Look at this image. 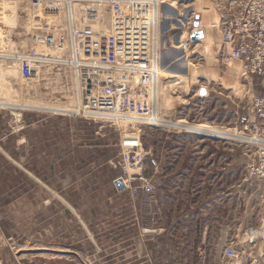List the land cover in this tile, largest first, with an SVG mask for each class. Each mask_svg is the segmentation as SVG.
Listing matches in <instances>:
<instances>
[{"label":"rangeland","instance_id":"374dc122","mask_svg":"<svg viewBox=\"0 0 264 264\" xmlns=\"http://www.w3.org/2000/svg\"><path fill=\"white\" fill-rule=\"evenodd\" d=\"M160 1L153 29L144 0L119 13L115 0H0V264H222L227 246L229 264H264L244 236L264 228L254 147L150 119L238 135L261 80L217 53L215 81L202 74L189 33L211 9L220 49L216 0ZM231 61L243 72L229 85Z\"/></svg>","mask_w":264,"mask_h":264},{"label":"built area","instance_id":"2783aa9c","mask_svg":"<svg viewBox=\"0 0 264 264\" xmlns=\"http://www.w3.org/2000/svg\"><path fill=\"white\" fill-rule=\"evenodd\" d=\"M115 1L113 10L119 13L123 2L143 0ZM144 1L152 4L156 2ZM216 4L220 12L218 24L222 39L220 54L229 60L242 62L247 74L261 80L263 91L255 94L245 106V110L236 115V124L240 130L238 134L240 139H245L246 143L254 147L246 172L249 176L264 180V0H216ZM154 70L153 64L150 73L154 74ZM138 140V136L131 135L125 137L122 144L134 148L138 146ZM120 180L125 187V180ZM142 181L146 182L145 179ZM244 236L249 242L258 240L264 246V228L248 227ZM223 255L227 260L222 264H229L236 256V251L232 246H227Z\"/></svg>","mask_w":264,"mask_h":264},{"label":"bare ground","instance_id":"6f19581e","mask_svg":"<svg viewBox=\"0 0 264 264\" xmlns=\"http://www.w3.org/2000/svg\"><path fill=\"white\" fill-rule=\"evenodd\" d=\"M152 2V1H151ZM196 3H197V8H201L199 5H198V0H196ZM160 4L161 6L164 4V1H160L159 0H156L155 3H153V8H154V14H153V29L156 28V22H155V18H156V11L157 9L160 7ZM158 6V8H157ZM203 14H202V17L200 15V18H199V25L197 28H195V30H202L203 31V37L201 38V42L203 43V46H204V50L206 52V54L208 55V60H207V65L209 68H213L214 66V57L211 56L213 55L214 53L216 54L219 50V43H218V39H219V35L217 34V31H216V22H217V16L215 14L214 11H212L211 9H203ZM206 24V25H205ZM203 25V26H202ZM205 25V26H204ZM208 28L210 29H213L215 30V42L213 41V39L211 38V34H209L208 32ZM212 33V32H211ZM175 48H173V50H168V55L169 54H173V58H177V55L179 56L181 49L183 48V44L178 42L177 44H175ZM181 55V54H180ZM184 59V57L182 58V60ZM154 67H155V70H154V74L152 77L153 81H155V78L158 79L160 76H162L160 74V70L158 69V64H157V59L154 58ZM187 65V64H186ZM216 65V64H215ZM178 66H181V65H178ZM184 65H182L183 67ZM147 71V70H146ZM149 72V70L147 71ZM216 72V71H215ZM226 74L227 75V78L229 80H231L232 82L230 84H235L237 78L240 76V74L243 72V69L240 65V63L238 62H229L227 67H226ZM146 73V72H145ZM152 73V72H151ZM150 73V74H151ZM162 73V72H161ZM181 79V78H180ZM183 82V81H182ZM185 83V81H184ZM184 86V85H183ZM0 104H3L0 102ZM29 105H27L26 107H28ZM36 107V106H35ZM38 107V106H37ZM40 107V106H39ZM46 108V107H45ZM44 109V108H43ZM48 109V107H47ZM50 110V109H49ZM103 115V114H102ZM152 118H150L151 120L155 121L156 123H160V124H164V125H171L172 127L175 126V127H180L181 129L182 128H185V129H189V131H194V132H201V133H206V134H211V135H214V136H219V137H222V138H233V137H239L237 134L235 135L234 133H229V132H226V131H221V130H217V129H211V128H208V127H200V126H193V125H188V124H182L180 122H171V121H167V120H164V119H159L157 116H156V112L154 111L153 112V115H151ZM134 118H140L139 117H135ZM148 119V118H147ZM134 120V119H133ZM140 120V119H139ZM143 120V119H142ZM151 124V123H150ZM125 184H126V181H124Z\"/></svg>","mask_w":264,"mask_h":264},{"label":"crops","instance_id":"0c3cea01","mask_svg":"<svg viewBox=\"0 0 264 264\" xmlns=\"http://www.w3.org/2000/svg\"><path fill=\"white\" fill-rule=\"evenodd\" d=\"M196 15H198V14H196ZM200 16V15H199ZM208 30V32H209V34H211L210 36H211V38L213 39V41L215 42V30H213V29H210V28H208L207 29ZM192 31V30H191ZM212 32V33H211ZM203 45V44H202ZM217 54H219V57H221V60H225V59H223L224 58V55H221L220 54V51L218 50V52H217ZM213 57H215V53L213 54ZM186 62L188 63V61L186 60ZM214 62H215V60H214ZM217 70V69H216ZM215 63H214V66H213V68H209V67H206V62H205V66H204V68L202 69V74H204V73H207V76H208V79H211V80H214L215 81ZM217 73H218V70H217ZM225 79L227 80V82L229 81V85H232V84H230L231 83V80H229L226 76H225ZM202 88H204V90H205V94L204 95H206L205 97H207V96H209V93H210V90L208 89V87L207 86H201ZM262 91H263V88H262ZM249 101H247L244 105L242 104V106H243V108H245V106L247 105V103H248ZM201 155V154H200ZM209 157V158H207V160H209V159H211V160H209V162H207V167L209 168V167H213V166H215V161H214V157H213V151H211V152H209L207 155H206V157ZM208 168H205V170L207 171L208 170ZM1 185V184H0ZM1 189H2V186H0V193H1ZM18 201L19 200H12L11 201V203H9V205H10V207L12 206V207H15L16 206V203H18ZM2 202H0V207L2 206ZM236 262H234L233 264H235Z\"/></svg>","mask_w":264,"mask_h":264},{"label":"water","instance_id":"95a60500","mask_svg":"<svg viewBox=\"0 0 264 264\" xmlns=\"http://www.w3.org/2000/svg\"><path fill=\"white\" fill-rule=\"evenodd\" d=\"M199 18H200L199 15H195L194 22H193V27L194 28H197L198 27V25H199V22H198L199 21ZM202 37H203V31L202 30H193L189 34V39L191 41H193V42L200 40ZM200 94L201 95H204L205 94L204 88H201L200 89ZM114 184H115V186H116V188L118 190H121V189L124 188V184H123V182L120 179L115 180Z\"/></svg>","mask_w":264,"mask_h":264}]
</instances>
